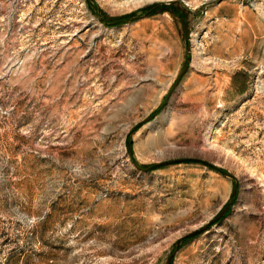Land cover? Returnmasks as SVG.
<instances>
[{
    "label": "rangeland",
    "instance_id": "374dc122",
    "mask_svg": "<svg viewBox=\"0 0 264 264\" xmlns=\"http://www.w3.org/2000/svg\"><path fill=\"white\" fill-rule=\"evenodd\" d=\"M167 260L264 264V0H0V264Z\"/></svg>",
    "mask_w": 264,
    "mask_h": 264
},
{
    "label": "water",
    "instance_id": "95a60500",
    "mask_svg": "<svg viewBox=\"0 0 264 264\" xmlns=\"http://www.w3.org/2000/svg\"><path fill=\"white\" fill-rule=\"evenodd\" d=\"M186 66V65H185ZM185 66L183 67V69H182V71H181V73L184 71V69H185ZM180 73V74H181ZM180 74L178 75V77L177 78H179L180 77ZM135 168H137V169H140V170H142V171H146L147 169H141V168H138L137 166H135ZM225 211V208L220 212V214L216 217V218H218V217H220L221 215H222V213ZM166 264H168V260H167V262H166Z\"/></svg>",
    "mask_w": 264,
    "mask_h": 264
}]
</instances>
